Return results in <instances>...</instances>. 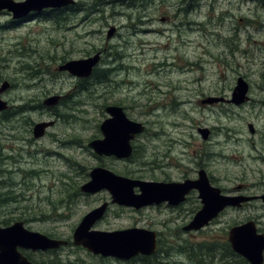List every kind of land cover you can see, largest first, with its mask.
<instances>
[{"label":"rangeland","instance_id":"rangeland-1","mask_svg":"<svg viewBox=\"0 0 264 264\" xmlns=\"http://www.w3.org/2000/svg\"><path fill=\"white\" fill-rule=\"evenodd\" d=\"M76 1L78 12L33 14L18 26L11 25L9 13L0 14V88L6 81L11 85L2 98L12 107L8 122L17 128L2 121L1 129L7 131L0 130V143L4 144V154L13 157L2 167L12 172L13 191L20 196L19 201L0 208V219L14 218L11 224L24 222L17 218L28 209L32 213L26 215L27 229L47 236L52 233L56 239L72 238L86 214L111 203L106 190L87 195L75 192L90 181L93 168L146 181L176 180L195 174L199 162L195 154L201 148L208 153V171L223 186L245 184L253 195L264 194V0H201L189 14L180 11L179 0H141L149 6L147 12H134L133 19L127 20L113 17L110 24L120 26L146 16L154 19L151 27L156 32L136 35L134 30L123 29L111 39L107 38L111 27L106 28L100 15H93L96 24L84 21L83 5L94 4V0ZM111 1L117 0L102 3ZM109 7L104 6L107 12ZM97 53L110 60L106 66L100 61L97 68L102 71L119 65L125 68L110 73L103 83L92 81L85 92L81 86L76 88L72 77L61 75L59 68L65 62ZM241 77L249 84V101L239 106L224 100L207 102L231 100ZM57 96L60 100L56 105H45L47 98ZM109 104H121L132 120L147 127L133 142L137 153L131 159L98 156L88 146L102 138L100 125ZM21 106H26L27 112H22ZM48 121L55 125L44 137L35 138L33 125ZM23 122L33 124L32 128L25 130ZM250 124L257 130L255 135L250 134ZM199 129L212 130L213 138L204 141ZM181 140L182 145L174 143ZM172 145L170 160L164 154ZM21 147L23 151H18ZM155 153L160 154L159 162L143 164L152 162ZM6 191L0 185V193ZM64 198L66 210L52 214L53 204L59 206ZM262 205L257 200L241 212L223 216L220 229L234 219L255 218L264 233ZM41 209L50 217L41 218ZM172 217L165 209L139 212L110 205L107 216L94 229L159 231L163 249L172 248L169 263L161 264H195L186 253H179V248L185 247V242H204L215 234L210 229L198 234L184 232L178 224L169 223ZM191 217L183 214L180 224ZM60 257L61 264H127L93 258L73 245Z\"/></svg>","mask_w":264,"mask_h":264},{"label":"water","instance_id":"water-1","mask_svg":"<svg viewBox=\"0 0 264 264\" xmlns=\"http://www.w3.org/2000/svg\"><path fill=\"white\" fill-rule=\"evenodd\" d=\"M73 3V0H25L22 2L0 0V13L8 11L13 14V19H22L32 12L61 8ZM112 33L113 31H110L108 37H111ZM100 56L101 54L97 53L87 59L68 61L59 69L78 77H87L98 65ZM8 88V82H4L0 88V111L8 107L7 102L1 97V94ZM248 92V83L243 78H239L231 102L236 105L245 103L248 99ZM58 101V96L50 97L45 100V105L53 106ZM106 112L109 117L100 125L103 138L92 140L89 147L98 156L129 159L134 153L133 141L138 135L145 132L146 126L130 119L123 107L109 106L106 108ZM53 124V122L36 124L34 127L35 138L44 136L46 130ZM249 127L250 130H254L253 125H249ZM199 133L204 140L209 136L208 129H199ZM199 174L201 177L197 181L167 183L131 179L106 168L96 167L90 173L91 180L81 187V191L86 194H95L106 190L111 195L112 204L139 210L166 201H178L190 190L197 189L200 191L204 207L185 228L186 231H198L218 217L225 207L240 205L251 199L242 196H223L219 188L216 189L210 185L205 170L200 171ZM136 189H139L138 193ZM260 198L264 203V194ZM107 207L108 204L105 203L85 215L73 234L75 246H82L95 255L124 260L138 255L151 256L156 253L157 234L154 231L140 228L112 232L92 230L104 216ZM229 241L233 251L244 257L250 264L264 263V233L258 232L254 221L233 227L229 233ZM66 244V241L27 229L22 221H17L9 226H0V264H32L19 252V248L48 251L58 249Z\"/></svg>","mask_w":264,"mask_h":264},{"label":"flooded vegetation","instance_id":"flooded-vegetation-1","mask_svg":"<svg viewBox=\"0 0 264 264\" xmlns=\"http://www.w3.org/2000/svg\"><path fill=\"white\" fill-rule=\"evenodd\" d=\"M73 1H74L73 4H70V5L61 7V8H56V9H47V10L42 11L41 13H38V14L40 16H44V15L47 16L48 14L57 13V12H63V13H67V14H70L71 12H78L79 9H80L78 7H79L80 4L76 0H73ZM102 1L103 0H94V4L83 5L84 6L83 7V9H84V21H87V22L90 21L91 24H96V23H93V22H97L96 19H92L93 15H97V14L100 15L101 16V20H105L104 21L105 22L104 25L106 26V28L111 27L110 31H113L114 35H111V37H108L109 33H110V31H109L108 36H107L108 39H111L112 36L117 37L119 35L120 31L123 30V29L134 30V34H136V35H141V34L143 35L145 33L156 32V30L151 27L153 25L152 22L154 21V19H151V18L146 17V16H139V19H137L136 22L131 20V22L129 21L126 24H120V26H116V25L110 24L111 23V21H109L110 18L115 19L113 17L120 16V17H124L127 20V19H133L132 17L134 15V12H138V13L147 12L148 9H149V6H147V4L142 3L141 0H117L115 2L114 1L104 2V4L102 3ZM150 1H152V0H150ZM210 1L214 2L215 0H210ZM178 4L182 7L180 9V11L185 12L186 14H189V13L195 11L196 8H198L200 6L201 0H179ZM106 5L110 6L109 7L110 9H109L108 12L104 8V6H106ZM105 13H108V15H109V16H107V18L105 17ZM162 20H166L167 21L166 18H162ZM242 20H244V19H242ZM10 22H11V25L18 26V25L24 23V20H13L11 18ZM90 33H92V32H90ZM102 54H101V60L104 61V66H106L107 64H109L110 60H109V58L107 60H104ZM108 57H110V54H108ZM83 59H85V58H83ZM124 68L125 67L123 65L114 66L113 70L110 73H114L115 74L116 72L121 71ZM60 72H61V75H66V76L72 77L74 79V84L76 83V88L81 86L82 89H83V92L88 91L89 87H91V85H92L93 72H92V74H90L87 77H78V76H75V75L71 74L70 72L64 71V70L63 71L60 70ZM234 90H235V88H234ZM234 90H233V92H234ZM79 91L82 93L81 89H79ZM212 100H214V99H212ZM223 100L228 102V103H232V102H230V100H225L224 98L218 99L216 102L223 101ZM6 102L8 103V107L5 110L0 111V117H1L0 118V130L1 131H7V130H2L1 129L2 128L1 124H3L2 121L8 122L13 116L12 112H11L12 107H11V105H10V103L8 101H6ZM111 105L121 106V104H111ZM108 106H110V104L105 106V113H106L105 120L108 119V117H109L107 112H106V108ZM26 110L27 109L25 107V109L22 110V112H27ZM33 123H35V122H33ZM53 123L55 125L54 121H53ZM32 125L33 124L28 125L25 122H23V127H24L25 130H27ZM8 126H10L11 128H13L15 130L17 129L16 127L13 126V124H11L9 122H8ZM8 126H5V127H7V129H9V130H13V129H11ZM33 126H35V124ZM31 128H29V129H31ZM33 130H34V127H33ZM208 131H209V136H208V138L206 140L203 139L204 141H207L208 139H211L214 136V133H213L212 130H208ZM249 131H250V134H252V135H255L257 133V130H255V129L254 130H250V127H249ZM33 135H34V131H33ZM5 137H10V136L5 135ZM13 139H20V141L23 140V142L25 141V139H23V138H21L19 136H13ZM28 142L29 143H34L35 140L34 139H28ZM262 142L264 143V139H262ZM174 143H176V144L177 143H181V145L183 144L182 140H181V142L180 141H174ZM181 145H180V147H181ZM173 150H174V146L173 145L169 146L168 152L166 154H164V157H166L167 159L172 160V156L171 155H172V151ZM203 150H204V148H201L199 153L196 152V154H195V157L197 159H199V162L197 164L198 168L195 170V174L184 175L183 177H181L179 179H176V180H174V179L169 177V178H165L163 180H151V181H159V182L163 181V182H167V183H185L187 181H197L201 177L200 174H199L200 171L205 170L207 172V177H208L210 185L212 187L216 188V189L219 188L221 190V194L223 196H226V197L242 196V197H248V198H251V199H249L246 202L241 203L240 205L225 207L223 209V211L218 215V217L216 219L212 220L208 224V226L203 227L199 231H193V232L192 231H186L185 228L190 224V222L193 220L195 215L199 211H201V209L204 207V202H203V199L201 197L200 191L197 190V189L190 190L189 193L181 196L180 199H178V201L177 200L166 201V202H163L161 204H158V205L154 204V205H151L149 207H144V208L139 209V210L134 209V208L122 207V206H119V205H117V206H119L121 208L128 209V210H134V211H139V212L142 211L143 209H147V208H155V209H158L159 211L165 209L169 213L174 215V217H172V219L169 221V223H173L174 222V224H178L180 226L179 229H181L182 231L187 232V233H193V234L196 233V234H198V233H203L204 231L210 229V231L213 230L212 233L215 234V235H214L213 238H205V239H208V240H206L204 242L211 243V245H214L215 247H220L221 244L227 243V242H228V244H230L229 233H230V230H231L232 227L240 225L242 223H245V222H247L249 220H255L256 221V219L255 218H247V219L242 220L241 222H237L234 219L225 228L220 229V226L222 224H224V221H222L221 218L223 216L231 213V212H241L245 208L253 205L254 201L258 200V201H261L262 204H263V201L260 198V196H262L263 194L262 195H257V196L253 195L252 193H250L248 191V189H247L245 184H238L237 186L234 185L231 188L223 186L221 184V180L217 179V178H213L212 175L210 174V172L208 171L207 164L205 162L206 161L205 157H206V155L208 153H207V151L205 152ZM13 151L15 152L14 149L12 150V152ZM18 151H23V148L22 147L18 148ZM159 155L160 154L155 153L154 155H152V159L155 160L156 162H159V158H160ZM20 157H21V155H20ZM12 159H13V157H12L11 153H7V155L4 154V144L0 143V163L3 164V165H6V162L11 161ZM263 160H264V156H263ZM7 164H9V163H7ZM136 192L138 193L139 189H136ZM82 194H84V193H82ZM84 195H87V194H84ZM105 203L108 204L107 211H106L104 217L100 221H102L107 216L108 210L110 208V205H116V204H112V203H108V202H105ZM262 206L264 207V204ZM183 214H190V215H192V217H191V219L189 221H187L185 224L182 225V224H180V221H181L180 218L182 217ZM96 225H97V223H96ZM94 227L92 228V230H95ZM134 228H138V227H134ZM216 228H218V231H216ZM128 229H131V228H128ZM97 231H100V230H97ZM116 231H119V230H116ZM107 232H112V231H107ZM155 232L157 234V245H158L157 252H158L159 247H162L163 253L166 252L165 253L166 255L162 254V258L169 257V259H170V256H171L170 252H171L172 248H169L168 251L166 249H163L162 233L159 232V231H155ZM209 240H211V241H209ZM66 242H67L66 246H61L58 249H52V250H48V251H42V250L34 251V250H31V249H21V248H19V252L24 257H26L28 259V261H30L32 264H61V262L59 261L61 259L60 253H63L66 248H71V246L73 245V235H72V238L71 237L67 238ZM185 243H187V242H185ZM167 244L173 245V244H175V242H167ZM167 246L168 245H166V244L164 245V247H167ZM75 247L83 248L85 251L88 252L89 256H91L93 258H95V257L99 258V259H101L103 261L111 259V260H115V261L122 262V263H127V264H132V263H136V262H139V264H141V262H142V264H153L154 263V261L152 259L154 255H152V256L138 255V256L133 257L131 259L124 260V259H117V258H114V257H104L102 255H95L92 252H90L88 249H86V248H84L82 246H75ZM173 252H177V250H175ZM218 252H219V250H218ZM71 253H72L71 254L72 256L75 255L72 251H71ZM184 253H186V252L184 251L183 254ZM46 256L49 257V258H48V260L45 261V257ZM68 257H70V254H68ZM50 258H51V260H50ZM150 260L153 263L150 262ZM85 264H87V263H85Z\"/></svg>","mask_w":264,"mask_h":264},{"label":"trees","instance_id":"trees-1","mask_svg":"<svg viewBox=\"0 0 264 264\" xmlns=\"http://www.w3.org/2000/svg\"><path fill=\"white\" fill-rule=\"evenodd\" d=\"M29 70H31V67ZM110 72L111 71H108V70L102 71L101 68H96L93 71L92 81L94 82V84H96V79L98 83H103V80L108 81V76ZM25 107L21 106L20 109L24 110ZM135 153L137 152L135 151ZM143 164L152 165V164H156V161L155 160H153L152 162L151 160L149 162L145 161L143 162ZM2 165L3 164L0 163V185L2 186V188L8 189V191L0 193V208L8 205L10 202H14V201L17 202L19 201L18 198H20V196L15 195L13 191L15 182L13 181V179L10 178V175L12 174V172L8 171L7 169H4ZM75 192L78 193L79 192L78 189H76ZM66 196L70 197V193H67ZM60 201L61 203L59 204V206H57L56 204L55 205L53 204L50 210L52 214L58 213L61 209L66 210L65 198ZM39 212H40L41 218L50 217L49 215L46 214V212L43 209L39 210ZM27 213H32V212H30L27 209L17 219L24 220L25 223L28 222V219L26 218ZM6 215L7 213L4 214V216ZM62 216L63 214H60V217ZM13 219L14 218L5 217L2 220L0 219V224L4 226H8L11 224ZM50 234H51L50 235L51 237H54L52 233ZM179 249H180L179 253L183 254V252L185 251L189 259L192 260L195 264H249L244 258H242L241 256L233 252L228 242L221 244L220 247H215L214 245H211V243H208V242H201V243H195V244L187 242L185 243V247H180ZM165 253H163L162 247H159L158 252L152 258L154 263L155 264H161L163 262L169 263L168 262L169 257L162 258V254L166 255ZM150 262L152 261L150 260Z\"/></svg>","mask_w":264,"mask_h":264},{"label":"bare ground","instance_id":"bare-ground-1","mask_svg":"<svg viewBox=\"0 0 264 264\" xmlns=\"http://www.w3.org/2000/svg\"><path fill=\"white\" fill-rule=\"evenodd\" d=\"M100 61H101V56H100ZM100 61H99V62H100Z\"/></svg>","mask_w":264,"mask_h":264}]
</instances>
